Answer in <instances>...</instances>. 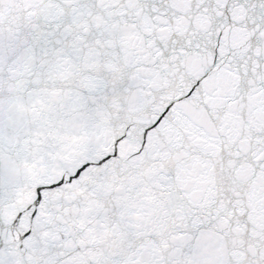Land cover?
Masks as SVG:
<instances>
[{
  "label": "snow or ice",
  "instance_id": "1",
  "mask_svg": "<svg viewBox=\"0 0 264 264\" xmlns=\"http://www.w3.org/2000/svg\"><path fill=\"white\" fill-rule=\"evenodd\" d=\"M0 264H264V0H0Z\"/></svg>",
  "mask_w": 264,
  "mask_h": 264
}]
</instances>
